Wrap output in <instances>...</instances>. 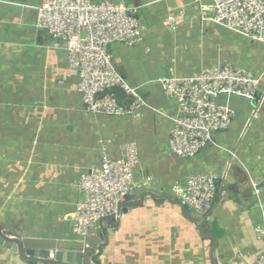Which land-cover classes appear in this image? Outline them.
Segmentation results:
<instances>
[{"label":"crops","instance_id":"crops-1","mask_svg":"<svg viewBox=\"0 0 264 264\" xmlns=\"http://www.w3.org/2000/svg\"><path fill=\"white\" fill-rule=\"evenodd\" d=\"M89 1L135 10L140 42L110 47L117 70L138 91V97L121 92L120 105L134 114L86 110L65 43L38 27L44 0H0V226L9 228L3 234L75 246L81 178L101 169L104 142L113 160L124 159L135 142L141 163L124 202L135 206L93 232L105 246L99 264L256 262L264 253L256 231L263 221L258 202L264 201V44L205 21L213 0ZM227 65L260 80L259 105L221 96L219 103L236 112L229 130L193 158L172 154L179 109L160 81ZM195 175L218 177L209 214H187L157 200L177 201L174 190ZM0 264L30 263L0 245Z\"/></svg>","mask_w":264,"mask_h":264},{"label":"built area","instance_id":"built-area-1","mask_svg":"<svg viewBox=\"0 0 264 264\" xmlns=\"http://www.w3.org/2000/svg\"><path fill=\"white\" fill-rule=\"evenodd\" d=\"M203 15L205 21L264 44V0H213V6ZM38 27L65 43L69 67L80 73L79 91L88 112L108 116L135 113L118 102V92L138 97V91L128 86L110 52L114 43L134 46L140 42V23L135 10L123 3L44 0L38 9ZM160 82L166 96L178 105L170 152L182 158L197 156L213 144L217 133L229 130L236 112L229 104L219 103L221 96L252 102L260 86V80L253 74L230 65L185 78L172 76ZM140 163L137 143H129L125 158L117 160L111 158L103 143L101 169L80 181L84 198L74 216V233L78 237L92 234L103 220L117 214L119 206L133 192L134 171ZM217 183V176L195 175L174 193L194 213L204 216L213 208ZM251 184L260 198L261 190L255 182ZM258 203L263 221L256 231L264 237V201L260 199ZM250 264H264V253Z\"/></svg>","mask_w":264,"mask_h":264},{"label":"water","instance_id":"water-1","mask_svg":"<svg viewBox=\"0 0 264 264\" xmlns=\"http://www.w3.org/2000/svg\"><path fill=\"white\" fill-rule=\"evenodd\" d=\"M262 95L258 92L251 105L255 108L259 105ZM218 184V183H217ZM147 195L152 194L153 191H146ZM151 193V194H149ZM157 200L164 203L166 200L174 204H178L185 210L187 214H193L181 200L173 201L172 198L166 196H158ZM135 206L131 203H123L118 208V213H126V211ZM116 215L106 218L115 220ZM102 221V222H103ZM4 229L0 226V245L5 246L12 252L18 254L20 258L30 264H99V258L103 255L104 244H102L93 233L81 238L79 242L72 248L58 244L57 242H47L42 240L25 239L16 233V236H9L3 234Z\"/></svg>","mask_w":264,"mask_h":264},{"label":"trees","instance_id":"trees-1","mask_svg":"<svg viewBox=\"0 0 264 264\" xmlns=\"http://www.w3.org/2000/svg\"><path fill=\"white\" fill-rule=\"evenodd\" d=\"M123 93L121 92H118L117 93V98H118V102L121 104V96H122Z\"/></svg>","mask_w":264,"mask_h":264}]
</instances>
